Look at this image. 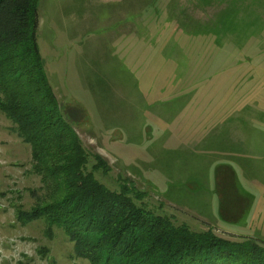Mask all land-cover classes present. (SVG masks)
<instances>
[{
    "label": "rangeland",
    "instance_id": "374dc122",
    "mask_svg": "<svg viewBox=\"0 0 264 264\" xmlns=\"http://www.w3.org/2000/svg\"><path fill=\"white\" fill-rule=\"evenodd\" d=\"M37 13L44 68L87 171L111 190L133 181L137 203L176 226L264 241V0H39ZM94 153L108 172L92 170ZM219 164L249 198L236 220L218 215ZM39 171L0 109V237L35 247L22 264H92L62 227L17 221L55 192Z\"/></svg>",
    "mask_w": 264,
    "mask_h": 264
},
{
    "label": "trees",
    "instance_id": "16d2710c",
    "mask_svg": "<svg viewBox=\"0 0 264 264\" xmlns=\"http://www.w3.org/2000/svg\"><path fill=\"white\" fill-rule=\"evenodd\" d=\"M38 1L0 0V109L30 144L43 188L55 191L42 207L19 209L17 221L44 218L62 227L76 256L92 264H264V241L176 226L137 203L143 192L133 181L111 190L87 171L89 154L60 113L39 52ZM91 156L92 170L109 171L100 154ZM233 171L226 164L215 170L218 215L226 221L250 207L249 198L237 191Z\"/></svg>",
    "mask_w": 264,
    "mask_h": 264
},
{
    "label": "clouds",
    "instance_id": "9594fccd",
    "mask_svg": "<svg viewBox=\"0 0 264 264\" xmlns=\"http://www.w3.org/2000/svg\"><path fill=\"white\" fill-rule=\"evenodd\" d=\"M5 241L9 245L7 248L3 246ZM36 255L35 247L29 241L17 237H0V264H4V261H9V264H22L25 257L32 258Z\"/></svg>",
    "mask_w": 264,
    "mask_h": 264
}]
</instances>
